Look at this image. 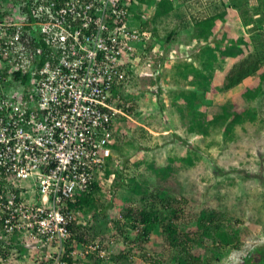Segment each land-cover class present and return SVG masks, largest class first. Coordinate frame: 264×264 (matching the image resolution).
<instances>
[{
  "label": "built area",
  "instance_id": "1",
  "mask_svg": "<svg viewBox=\"0 0 264 264\" xmlns=\"http://www.w3.org/2000/svg\"><path fill=\"white\" fill-rule=\"evenodd\" d=\"M159 1L1 0L0 264L16 244L26 264L106 256L97 244L69 251L73 225L92 217L76 206L116 179L115 134L132 104L122 95L139 92L129 78H158L159 38L134 9L153 20Z\"/></svg>",
  "mask_w": 264,
  "mask_h": 264
},
{
  "label": "trees",
  "instance_id": "2",
  "mask_svg": "<svg viewBox=\"0 0 264 264\" xmlns=\"http://www.w3.org/2000/svg\"><path fill=\"white\" fill-rule=\"evenodd\" d=\"M141 1L144 3L146 0ZM256 1L254 4L251 0H230L227 3L228 7L238 11L246 28L244 35L231 33V30L216 34L220 24L218 21L226 20L230 28L234 24L233 18L230 16L227 18V8L213 15H195L191 19L194 30L192 36L198 41L207 43L206 46L201 47L197 56L199 66L193 62H185L174 66L176 71L172 72L168 67L167 57L161 54L153 58L154 65L160 68L158 78L156 80L142 78L145 81L146 79L155 81L158 96L162 95L163 81L166 78L172 80L171 105L178 110L181 120L187 126L188 133L208 136L215 128L225 126L226 135L233 138L236 125L257 119L258 109L251 107L249 102L264 95V0ZM133 7L137 5L134 4ZM134 10L136 20L140 22L143 29L151 28L157 35L159 30L156 22L159 18L174 15L177 7L173 0H160L153 20L144 19L141 10L139 12ZM158 43L161 45L160 39ZM228 59L233 60V66L224 70L221 68L222 64ZM20 75L19 72L16 73L15 79L20 78ZM137 77L138 75H132L129 78L131 83L129 80L128 82L131 88L139 92L136 95L133 93L122 95L126 101L132 103L125 108L129 113L136 110L141 97L149 93L151 89V86L146 90L137 88L135 86ZM26 80L27 77L24 78V81ZM239 86L242 88L233 96V99L221 104L218 112H210L209 108L213 106L211 100L216 94L229 92ZM126 119L127 117H122V122ZM132 125L137 124L132 122ZM115 135L117 144L113 146L114 152L120 153L123 142L127 140L126 135L122 133L121 125ZM134 140L133 137L131 143ZM182 162L191 166L194 165L195 160L191 157H183ZM152 166L151 164L150 167ZM170 169L174 168L171 166L162 169L153 168L157 173L164 174L163 180L166 182L170 177ZM110 172L111 170H107L108 175ZM119 177H121L120 173H117L113 184L114 190L126 188L129 185H126L124 180L120 181ZM117 179L119 181H116ZM132 180L134 185L130 194L138 197L135 202L138 205L131 203L134 198L127 199L120 213L118 212L119 216H117L118 213L111 216L107 213V210L109 211L112 207L111 201L106 205L102 204L101 199L95 195L101 192L100 187L96 186L93 193L79 196L76 208L83 213H92V217L85 224L76 222L73 225L75 242L73 244L71 241L69 245L77 246L69 248L72 247L71 245L68 249L69 251L77 250L82 245L92 242L106 249L107 254L102 257L99 252L92 251L80 260L75 255H69L65 257L68 264H168L169 262L204 264L206 253H210L212 258L205 264H211L219 246L230 247L236 251L241 247L240 243L245 239L242 240L240 231L232 227L227 211L207 206L200 210L187 209L184 205L189 206L188 199H178L165 188H160L161 194L157 195V198L161 200L162 206H160L152 200V193L146 181L141 182L135 178ZM193 223H195L194 227L191 226ZM127 228L138 230V234L134 239L129 236L124 237L127 243L125 247L120 246L124 243L123 235L125 236L128 232ZM157 232L160 239L154 245L152 234ZM132 244L134 248H131ZM12 246L14 248L10 254L11 259L19 261L20 264H26L27 250L19 244ZM4 251V248H0V256ZM136 255H141L140 260L135 258ZM241 261L237 264H264V247L259 246ZM37 263L48 264L44 257L37 260Z\"/></svg>",
  "mask_w": 264,
  "mask_h": 264
},
{
  "label": "rangeland",
  "instance_id": "3",
  "mask_svg": "<svg viewBox=\"0 0 264 264\" xmlns=\"http://www.w3.org/2000/svg\"><path fill=\"white\" fill-rule=\"evenodd\" d=\"M219 1L221 5L219 4L217 10L228 8L224 2ZM227 1L229 3L230 0ZM175 5L178 12L166 18H159L156 22L159 30L157 36L161 40L157 54L168 56V67L172 72L176 71L174 66L185 62H193L199 66L197 56L201 47L207 43L193 38L191 19L195 15L215 12L211 6V12L202 8L196 11L186 0H176ZM220 26L217 31L219 34L227 30L230 32L232 29L228 27L227 21H223ZM172 31L174 33H171ZM233 31L236 32L234 28ZM233 31L231 32L234 33ZM232 66L233 60H226L221 68L227 70ZM166 71L165 68V73ZM135 81L137 88L146 90L151 86V89L148 94L141 97L136 110L128 112L131 117L120 123L122 133L130 140L123 142L119 163L115 169L120 173V181L124 180L125 184L129 185L114 190V180L110 189L106 186V191L95 195L101 199L102 204L106 205L111 201L112 207L107 210L110 216L120 213L127 199L134 198L131 203L138 205L135 203L138 197L130 194L134 185L132 179L135 178L147 182L152 200L160 206L161 200L157 195L161 194L160 188H165L178 199H188L189 206L184 205L187 209L200 210L207 206L225 210L227 216L231 218L232 227L238 229L240 238L245 240L241 241L238 251L219 246L211 264L242 262L241 260L246 259L256 248L264 247V95L249 102L251 107L258 109L257 119L236 125L233 138L226 135L225 126L215 128L210 135L203 136L188 133L178 110L172 107L170 78L163 81L164 89L161 96L156 93L157 85L154 80L145 81L137 77ZM241 88L242 86H239L229 92L216 94L211 100L213 106H210V112H218L220 105L233 99ZM132 122H136L137 125H132ZM133 137L135 140L131 143ZM183 157L193 158L194 165L182 162ZM151 164L155 167L151 168ZM169 166L174 169H170L167 182L163 180L165 177L163 173L153 170ZM194 224L191 226L194 227ZM127 231L126 235H123L124 243L120 246L125 247L127 243L124 237L134 239L138 234V230L127 228ZM152 238L153 244L160 239L158 232L152 234ZM90 244L94 243L90 242L87 245ZM132 246L133 244L131 248H134ZM136 256L135 258L140 260L141 255ZM83 257L84 254H77L79 260ZM210 258H212L210 253H206L204 264L208 263Z\"/></svg>",
  "mask_w": 264,
  "mask_h": 264
},
{
  "label": "crops",
  "instance_id": "4",
  "mask_svg": "<svg viewBox=\"0 0 264 264\" xmlns=\"http://www.w3.org/2000/svg\"><path fill=\"white\" fill-rule=\"evenodd\" d=\"M221 2H224L226 5H227V0H221ZM219 4H220V1L219 0H203V3H202V6H199V8H202L204 11H206L205 9L210 5V6H214V8L212 9V10H215V12L214 13H212V14H208V15H213V14H216V12H218L219 10H217V7H219ZM254 4V3H253ZM221 5V4H220ZM223 6V5H222ZM228 6V5H227ZM198 8V9H199ZM198 9H195L196 11L198 10ZM217 10V11H216ZM209 12H211V9H210V11ZM231 17V18H233L234 19V24H233V26H232V29H231V31H233V28L235 29V31L236 32H234V33H237V34H240V35H244L245 34V32H246V28L243 26V23H242V20H241V18H240V16H239V13H238V11H236V10H234L233 8H227V18L228 17ZM226 21V20H225ZM218 23H220L219 24V27H221L220 25H221V23H223V22H220V21H218ZM217 31H218V29H217ZM217 31H216V34L217 35H219V33H217ZM238 31V32H237ZM232 33V32H231ZM231 59H228V61H230ZM232 61V60H231Z\"/></svg>",
  "mask_w": 264,
  "mask_h": 264
},
{
  "label": "clouds",
  "instance_id": "5",
  "mask_svg": "<svg viewBox=\"0 0 264 264\" xmlns=\"http://www.w3.org/2000/svg\"><path fill=\"white\" fill-rule=\"evenodd\" d=\"M186 2H188L189 4H191L195 9H198L199 6H202L203 0H186ZM197 5H199V6L198 7H195ZM208 9L210 10V5L205 10L207 11ZM188 10L190 11V7H188ZM167 59H169V58L167 57ZM9 264H19V263L16 260H13V261L10 260Z\"/></svg>",
  "mask_w": 264,
  "mask_h": 264
}]
</instances>
